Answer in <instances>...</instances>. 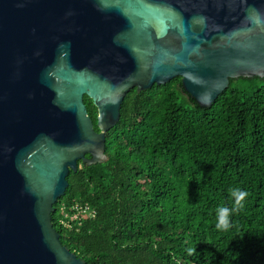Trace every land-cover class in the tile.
<instances>
[{
	"label": "water",
	"instance_id": "95a60500",
	"mask_svg": "<svg viewBox=\"0 0 264 264\" xmlns=\"http://www.w3.org/2000/svg\"><path fill=\"white\" fill-rule=\"evenodd\" d=\"M176 76L202 106L264 78V0H0V264L85 263L54 226L68 175L109 158L132 88Z\"/></svg>",
	"mask_w": 264,
	"mask_h": 264
},
{
	"label": "trees",
	"instance_id": "16d2710c",
	"mask_svg": "<svg viewBox=\"0 0 264 264\" xmlns=\"http://www.w3.org/2000/svg\"><path fill=\"white\" fill-rule=\"evenodd\" d=\"M85 102L98 130V109L88 95ZM106 153L70 171L53 213L84 264H264V78L231 79L210 106L181 76L132 88ZM232 188L248 196L220 231L216 209L233 208ZM76 203L95 216L67 217Z\"/></svg>",
	"mask_w": 264,
	"mask_h": 264
},
{
	"label": "clouds",
	"instance_id": "9594fccd",
	"mask_svg": "<svg viewBox=\"0 0 264 264\" xmlns=\"http://www.w3.org/2000/svg\"><path fill=\"white\" fill-rule=\"evenodd\" d=\"M230 196L233 199V208L230 209L226 206H220L216 209L217 222L215 227L220 231H228L231 228L230 217L234 210L238 211L244 207V201L246 200L248 193L240 188H232L229 190ZM189 256L196 254L195 246H191L186 249Z\"/></svg>",
	"mask_w": 264,
	"mask_h": 264
},
{
	"label": "built area",
	"instance_id": "2783aa9c",
	"mask_svg": "<svg viewBox=\"0 0 264 264\" xmlns=\"http://www.w3.org/2000/svg\"><path fill=\"white\" fill-rule=\"evenodd\" d=\"M73 208V213H68L67 217L70 216V218L72 220H82L85 216H95L96 211L94 209H92L89 205H84L81 203H76L72 206ZM63 222L66 225H69V221L68 220H63Z\"/></svg>",
	"mask_w": 264,
	"mask_h": 264
}]
</instances>
